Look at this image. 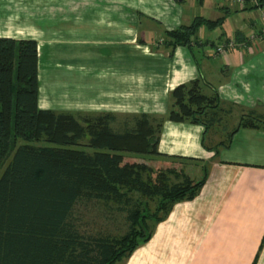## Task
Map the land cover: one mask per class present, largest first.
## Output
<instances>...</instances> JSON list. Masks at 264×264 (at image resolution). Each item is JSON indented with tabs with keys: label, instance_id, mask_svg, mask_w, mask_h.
<instances>
[{
	"label": "crops",
	"instance_id": "crops-1",
	"mask_svg": "<svg viewBox=\"0 0 264 264\" xmlns=\"http://www.w3.org/2000/svg\"><path fill=\"white\" fill-rule=\"evenodd\" d=\"M256 2L0 0V38L37 43L40 110L160 117L180 85L200 77L217 93L221 120L206 134L162 123L158 153L209 162L208 179L125 264H264V36L250 39L264 0ZM199 17L223 21L169 55L166 33ZM232 38L235 47L217 54ZM242 120L253 127L239 128Z\"/></svg>",
	"mask_w": 264,
	"mask_h": 264
},
{
	"label": "trees",
	"instance_id": "trees-1",
	"mask_svg": "<svg viewBox=\"0 0 264 264\" xmlns=\"http://www.w3.org/2000/svg\"><path fill=\"white\" fill-rule=\"evenodd\" d=\"M222 21L199 17L167 32L169 55L177 46L191 50L200 27ZM37 77V43L0 38V264H123L208 179L209 162L158 153L162 123L201 125L206 134L221 120L217 93L199 77L169 94L164 116H133L120 133L108 125L115 117L40 110ZM253 124L242 120L239 128ZM80 204L123 214L125 234L81 233Z\"/></svg>",
	"mask_w": 264,
	"mask_h": 264
},
{
	"label": "rangeland",
	"instance_id": "rangeland-1",
	"mask_svg": "<svg viewBox=\"0 0 264 264\" xmlns=\"http://www.w3.org/2000/svg\"><path fill=\"white\" fill-rule=\"evenodd\" d=\"M167 44V42H166ZM227 44H224L226 46ZM91 123V121H89ZM108 125L110 129L114 132L120 131L123 133L124 126H132L133 122L131 118H117L116 121L112 122L108 120ZM153 128L156 129L157 122L151 123ZM216 133L219 132L216 130ZM208 138L210 134H208ZM212 135V134H211ZM215 137V136H214ZM215 141L219 139V136L214 138ZM88 142V139H84L81 141L83 145ZM207 144L211 145L208 141ZM84 151L92 152V150L88 148H82ZM148 156L138 157L140 159H146ZM148 209L151 213L155 212L157 208V201H149ZM75 223L78 226L81 233L90 236H121L124 235L127 230V222L125 221V216L113 209H108L105 207H101L98 204L94 206H85L80 204L76 208L75 215ZM148 228L152 227V222H148ZM124 262L123 264H125ZM122 264V263H120Z\"/></svg>",
	"mask_w": 264,
	"mask_h": 264
},
{
	"label": "built area",
	"instance_id": "built-area-1",
	"mask_svg": "<svg viewBox=\"0 0 264 264\" xmlns=\"http://www.w3.org/2000/svg\"><path fill=\"white\" fill-rule=\"evenodd\" d=\"M234 3L236 5H238L240 8H245V6L247 5V3H250V4H255L257 5L258 3L256 2V0H233ZM262 21H263V25L260 27V29L258 30V32L254 35L252 34L250 36V39L251 40H254V39H258V38H261L262 36H264V15H262ZM235 39H231L229 42H227V45L226 46H220L216 51H217V54H224L225 53V50L228 48L230 49H233L235 47Z\"/></svg>",
	"mask_w": 264,
	"mask_h": 264
}]
</instances>
